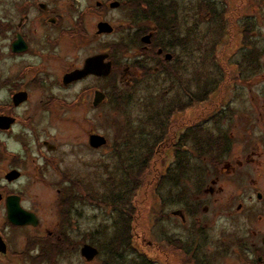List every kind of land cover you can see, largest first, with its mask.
<instances>
[{
  "label": "rangeland",
  "instance_id": "1",
  "mask_svg": "<svg viewBox=\"0 0 264 264\" xmlns=\"http://www.w3.org/2000/svg\"><path fill=\"white\" fill-rule=\"evenodd\" d=\"M171 2L176 7V13L168 18L172 24L175 19L176 28L167 32L168 34L163 31L159 37L162 42L172 44L168 49L177 61L171 80L163 73L153 74L154 64L148 61L147 71L145 67L144 70L138 69L146 71L145 80L130 88L126 82L125 65H131L137 60L136 46L133 45L137 43L138 32L149 30L148 27L152 24L145 23L137 28L131 22L134 13L127 14L126 10H109L106 20L114 28V32L108 35L107 46L117 62V73L114 75L117 90L121 91L120 94L126 102L120 104V110L113 101L116 93L109 87L107 106L97 112L87 110L76 112L72 125L75 129H70L71 134L68 137L67 133L60 132L57 127L52 130L62 143L70 138L69 146H64L61 150L63 157H69L64 159V166L77 180L86 184L85 191L91 196L90 198L83 192V202L75 205L76 215L79 216L76 219L78 228L75 234L91 232L92 238L87 240L93 241V244L101 249L105 241L110 243L113 236L122 230L124 221L128 223L129 231H125L127 242L121 239L120 244H113L116 247L113 249L117 253L113 252L108 256V264H141L145 260L150 261V264H185L184 254L176 250L178 240L182 242L184 248L202 247L201 252L210 250L220 252L233 238L232 232H236L234 235H245V227L250 235L253 233L248 238L251 244L261 245V238L264 237L263 215L246 222L242 214L236 212L238 203L256 205L254 195L256 189L264 193V156L260 149L257 151L253 149V153L249 154L247 147L245 148L247 127L244 117L248 103L252 102L247 85L233 81L234 71L229 66L235 46L238 43L243 44L242 40L238 42L237 36L231 38L230 34L233 31L230 24L239 27L251 15L252 22H260L257 31L261 35L254 44L258 48H264V0ZM185 5L186 9H183ZM87 18L91 23L95 21L94 14L88 15ZM182 25L184 32L188 34L186 36L191 37L187 58L180 66ZM88 30L94 34V29ZM215 43H219L220 52H215ZM139 55L141 56L140 51ZM261 60L264 61V56ZM219 66L224 68V73L222 70L219 71ZM129 73L132 76L137 71L131 68ZM221 78L223 83L220 90L226 99V106L230 104V115L226 114L221 121L212 118V111L218 102L214 94H210L204 104H196L186 112L170 115L164 140L159 142L153 151L154 157L148 162L147 169L134 180L131 175L145 158L142 154L144 144L141 141L139 144L135 143L137 145L117 143L118 149L113 145L120 141L118 136L124 134L127 124L135 130V138L142 136L151 145L154 136L160 130L151 125L149 120L151 115L144 107L147 102L156 103L161 116L155 119L163 120V115L169 108L168 103L177 108L190 102L189 95L179 83L180 79L185 82L186 89L192 96L201 97L205 91L211 93ZM231 86L237 88L225 92V88ZM255 91L258 92L257 87L253 88L251 93L254 94ZM262 102L263 100L259 101ZM227 111L226 109V113ZM100 114L104 117L103 126L99 125ZM87 118L92 119L93 131L104 134L110 144L113 142L112 146L98 151L79 148L72 154L75 145L78 147L85 142V134L89 132L88 128L90 129L87 121L90 119ZM198 126L209 130L214 136L228 134L231 139L230 153L220 162L221 166L218 163L220 168L218 166L214 169L213 166L202 174L199 169L200 161L193 153L192 142L188 139L180 142L182 135ZM120 128L122 133L118 131ZM128 131L132 132V129ZM250 140L252 143L258 140L255 131L251 132ZM176 150L180 152L175 155ZM241 165L248 166L242 177L238 172L239 169L242 170ZM167 174L175 178L182 175V179H177V182L163 181ZM46 187L43 183L31 187L32 189L27 192L28 196L25 197V206L37 210L45 217V221H50L56 214L54 203L57 194ZM30 193L33 195L29 196ZM199 196H205L207 199L197 201ZM203 206L208 207L206 215L202 213ZM189 207L193 215L189 212ZM179 209L186 212L185 224L170 214ZM199 231H203L200 236L197 235ZM123 237L121 235V238ZM231 248L230 244L226 251H231ZM104 258L106 256H101L96 262L100 264ZM77 261L80 262L79 258ZM213 264L235 262L229 256L220 258Z\"/></svg>",
  "mask_w": 264,
  "mask_h": 264
},
{
  "label": "flooded vegetation",
  "instance_id": "2",
  "mask_svg": "<svg viewBox=\"0 0 264 264\" xmlns=\"http://www.w3.org/2000/svg\"><path fill=\"white\" fill-rule=\"evenodd\" d=\"M171 1L0 0V264H99L96 260L101 256L106 258L100 264H108V256L113 252L117 253L113 249L116 248L113 246V239L125 235V232H122L123 225L122 230L113 236L110 243L105 241L101 245V249L95 246L93 241L87 240L92 238L91 232L75 234L78 228L76 219L79 218L75 212V205L83 202V199L77 201L76 197H82L83 192L87 196L85 191L87 186L77 180L64 166V159L69 157H63L61 150L64 146H69L70 138L62 143L52 130L57 127L60 132L67 133L68 137L71 134L70 129H75L72 125L76 112L85 110L97 112L107 106L109 87L120 96L119 98L122 97L121 91L117 90L114 76L117 73V62L107 46V37L114 32V28L106 20L109 10H126L127 14L134 13L133 21H130L137 28L145 23L152 24L148 31L138 29L137 43L133 45L136 48L132 46L136 49L137 60L131 65H125L126 82L130 88L145 80L148 61L154 64L153 74L163 73L171 80L177 61L169 51L172 44L162 42L159 38L163 31L168 34L171 28H176L175 19L174 24L169 19L170 15H173L172 10L174 14L176 13V7ZM183 9H186V5ZM180 10L182 11V6ZM92 14L95 21L91 23L87 17ZM101 23L110 25L112 32L106 33L104 27V32L99 33L98 25ZM259 23L252 22L250 15L240 25L241 27L230 24L233 31L230 34L231 38L237 36L238 42L242 40L243 44L238 43L235 46L229 66L234 71L233 81L247 85L252 102L248 103L244 117L247 127L245 148L247 147L249 154L253 153V149L256 151L260 149L264 156V61L261 60L264 48H258L254 44L261 35L257 31ZM89 28L94 29V34L88 30ZM180 32L182 48L179 64L182 66L184 59L187 58L191 36H186L188 34L184 32L183 25ZM148 35L149 40L145 43L142 38ZM215 50L216 53L221 51L219 43H215ZM104 54L108 57L103 63H107L108 60L111 62L108 76L81 72L89 58ZM144 67L146 71L138 70L139 68L144 70ZM131 68L138 74L134 73L131 76V71L129 73ZM219 68V71L222 70L224 73V68L221 66ZM222 79L216 82L217 87H213L211 93H208L201 103L204 104L208 96L214 94L218 100L216 108L212 111V118L215 121H221L231 112L230 104L226 106V99L220 90ZM179 83L192 101V95L186 89L185 82L180 79ZM168 87L170 88V82ZM256 87L258 92L252 94V89ZM236 88L233 86L225 88V92ZM96 93L103 95L101 103L97 106L94 105ZM201 98L203 99V94ZM258 100L263 102L259 103ZM168 106L171 107V104L168 103ZM87 119H90L87 120L90 129L88 128L89 132L85 134V142L78 147L75 145L72 154L79 148L98 151L112 146L113 142L110 144L104 134L93 131L92 119ZM103 122L104 117L100 114L99 125L103 126ZM253 131L258 136L255 143L250 140ZM92 135L102 137L105 142L100 143L102 145L99 147H93L90 143ZM184 136L185 134L181 138ZM216 136L223 139L222 157L227 158L231 149V139L228 134ZM117 143L137 145L135 143L139 144V141L133 135L113 143L115 148ZM215 152L220 153L218 149ZM249 154L247 153L248 156ZM242 165L240 166L242 170H238L240 177L248 168ZM42 183L57 194L54 203L56 214L50 221H45V217L37 210L25 206L28 190ZM31 195L33 194L30 193L29 196ZM254 195L256 205L243 203L236 205V212L241 213L246 222H250L256 216H264V193L256 189ZM206 199L205 196H199L197 201ZM62 202L66 208L63 209V214H60ZM16 204L20 209L33 215L34 224L11 222L7 206ZM199 205L200 203L198 207ZM189 212L193 215L190 207ZM207 212L208 207L203 206L202 213L206 215ZM170 214L181 223H186L185 210H175ZM25 217L27 219L28 216ZM30 219L33 220L31 217ZM244 231L245 235L242 236L234 235L236 232H232L233 238L220 252L212 250L201 252L202 247L184 248L180 240L177 241L176 250L184 254L185 264H213L216 260L229 256L235 264H264V237L261 238V245L251 244L248 238L253 233L250 235L247 227ZM202 232H197V235L200 236ZM230 244L231 251H226ZM84 246H90L97 251L96 256L90 261L82 255ZM126 248L128 249V246ZM141 264H150V261L145 260Z\"/></svg>",
  "mask_w": 264,
  "mask_h": 264
},
{
  "label": "trees",
  "instance_id": "3",
  "mask_svg": "<svg viewBox=\"0 0 264 264\" xmlns=\"http://www.w3.org/2000/svg\"><path fill=\"white\" fill-rule=\"evenodd\" d=\"M172 14L174 15V10H172ZM144 15H147V14H144ZM208 93L210 92L205 91V93L203 94V99L201 98L202 96L201 97L192 96L193 100L192 101L190 100V102L187 105H183L177 108L172 107V106L169 107L167 109L166 114L163 115V118H164L163 120L155 119L156 117L161 116V114L159 113V110L157 109L158 106H156L155 102L149 101L147 102L146 106L144 105L145 109L151 115V117L149 118L151 125L153 126V128L160 130V132L154 136V140L151 145L148 144V141L144 137L140 136L138 138L139 143L141 141L142 144H144L146 148L143 147L144 151L142 153L145 156V158L141 161V164L138 166L137 170L131 175L134 178V180L135 179L137 180L140 177V175L143 174V172L147 169L148 162L154 157L153 151L157 148V145L159 144V142H162V140H164L166 136L165 128L170 118V115H173L175 113H183V111L193 106L190 104H201L206 99ZM119 97L120 96L118 94H114L113 101H114V104L117 105L119 109L121 110L120 104L125 103L126 100L122 99V97L121 98ZM129 129H132V132H129L128 131ZM118 131L122 133L121 128ZM134 133H135V130L133 129V127H131L130 124H127L126 131H124V134L118 137L120 140H123L127 137H133ZM183 139L185 140L188 139L192 142L191 146L194 147V152H193L194 156L196 159L200 161L201 166L199 165V169L201 170V174L203 172L209 171V169L213 166H214L213 168L216 169L219 166L218 163L220 164V162L225 159L222 157V149H221L223 139L218 138L217 136H214L212 132L204 129L201 126H198V128L196 129H191L183 138L180 139V142ZM217 149H218V152H220L218 154L217 152H215L217 151ZM178 152H180V150H176L175 155ZM164 178H163V181L170 180L173 182H177V179L179 180L182 179V175H177V177L175 178L174 176H170L169 174H167L165 175ZM78 185H79L78 182H76V186ZM86 194H88V192ZM88 196L91 198L89 194ZM76 200L77 201L82 200V197H76ZM64 208H66V206H65V203L62 202L60 205V214H63ZM127 224L128 223L126 221L123 222L122 232H125L126 230H128ZM122 237L123 238L119 237L115 240L113 239V244H117V245L120 244V242L122 241L121 239H124V241L127 242V240L125 239V235H122ZM115 241H117V243Z\"/></svg>",
  "mask_w": 264,
  "mask_h": 264
},
{
  "label": "water",
  "instance_id": "4",
  "mask_svg": "<svg viewBox=\"0 0 264 264\" xmlns=\"http://www.w3.org/2000/svg\"><path fill=\"white\" fill-rule=\"evenodd\" d=\"M113 7V5L111 6ZM104 27L106 30V33L110 34L112 32V28L110 25L106 23H101L98 25V32L103 33ZM107 28V29H106ZM149 35L142 38V40L146 43L149 40ZM108 57V55H99L89 58L85 63V68L82 73H92L99 76H108L111 71V62L108 60L107 63H103V60H105ZM103 99V95L100 93H96L94 98V105L97 106L99 103H101ZM102 141V142H101ZM105 142V139L102 137H99L97 135H92L90 137V143L93 147H99L100 143ZM260 198V196H259ZM7 214L9 218L12 220L13 223H22V224H34L35 219L33 218V215L29 212H26L18 207V205H11L7 206ZM175 214H180L179 212H175ZM28 216L27 219L25 216ZM30 217L33 219L31 220ZM97 254V251L90 247V246H84L82 249V255L85 257L87 261L92 260Z\"/></svg>",
  "mask_w": 264,
  "mask_h": 264
}]
</instances>
